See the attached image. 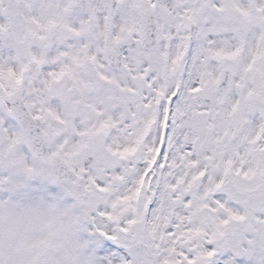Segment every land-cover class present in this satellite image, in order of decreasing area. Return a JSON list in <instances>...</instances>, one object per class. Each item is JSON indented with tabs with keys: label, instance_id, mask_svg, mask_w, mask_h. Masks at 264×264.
<instances>
[{
	"label": "snow or ice",
	"instance_id": "obj_1",
	"mask_svg": "<svg viewBox=\"0 0 264 264\" xmlns=\"http://www.w3.org/2000/svg\"><path fill=\"white\" fill-rule=\"evenodd\" d=\"M0 264H264V0H0Z\"/></svg>",
	"mask_w": 264,
	"mask_h": 264
}]
</instances>
